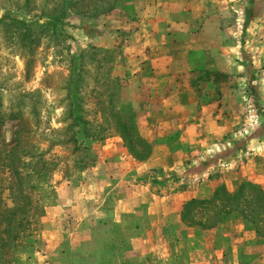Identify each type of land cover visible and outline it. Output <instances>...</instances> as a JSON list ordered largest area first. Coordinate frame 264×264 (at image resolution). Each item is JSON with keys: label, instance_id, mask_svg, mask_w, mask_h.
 <instances>
[{"label": "rangeland", "instance_id": "obj_1", "mask_svg": "<svg viewBox=\"0 0 264 264\" xmlns=\"http://www.w3.org/2000/svg\"><path fill=\"white\" fill-rule=\"evenodd\" d=\"M250 1L254 12L237 15L241 17L237 31L241 44L237 63L245 69L237 79L242 89L240 122L234 129V138L224 140V152H216L223 153L222 156L215 157L217 154L213 151H217L218 143L209 140L176 164L177 160L174 163L170 158H164L176 150L174 141L154 143L146 140L152 150V144L161 146L159 156L162 159L155 162L152 169L140 170V176L134 172L135 167L128 164L126 174L121 176L114 172L115 176L108 180L105 168L109 163L113 164L108 162L112 160L108 156L112 155L118 164V156L126 154L130 157V154L123 148L116 129L108 124L111 116L106 115L107 123L103 122L102 108L113 107L124 113L131 107L137 117L149 120L146 115L150 95L144 90L143 80L150 74L146 72L142 76L133 63L128 65L129 58L134 55L132 44L136 39L132 35L133 29L125 26L124 21L132 26L139 15L135 0H0L1 112L19 116V119L5 118L0 128V150L7 156L20 131V143L14 155H22V149L35 156L20 159L23 189L26 194H31L29 215L35 217H30V226L24 231L16 224L13 226L19 239L2 253L1 264L38 247L34 242L39 230L36 214H43L46 208L51 207L52 212L58 213L62 204L65 213L71 214L65 227L68 230L80 224L77 212L90 215L107 212L116 206L119 191L108 189L116 183L130 188L133 184L147 185L149 178L155 183L151 184L153 189L155 187L153 192L165 196L180 191L181 186L199 181L197 177H184V168L193 169L201 163H208L211 169L217 166L224 172L230 165L238 169L245 167L244 153L235 154V150L244 146L247 136L264 130V58L259 51L264 44V0ZM69 3L73 9L67 10ZM109 4L115 6L109 15L97 14L101 5L105 8ZM244 17L250 19L249 22L244 23ZM10 20L25 23L31 29V38L23 41L22 28L9 25ZM81 56H84L82 61ZM195 74L194 88L200 91L199 74ZM77 75L88 136H83L78 127H72L69 117L70 87ZM138 126L140 131L147 125ZM166 137L172 139L161 136ZM3 162L2 159L1 213L14 205L12 199L17 188H11L15 176ZM30 169L43 171L35 173ZM120 178H124V182H120ZM20 218L18 215L15 220Z\"/></svg>", "mask_w": 264, "mask_h": 264}, {"label": "crops", "instance_id": "obj_2", "mask_svg": "<svg viewBox=\"0 0 264 264\" xmlns=\"http://www.w3.org/2000/svg\"><path fill=\"white\" fill-rule=\"evenodd\" d=\"M250 3L135 0L139 15L132 26L124 21L136 39L128 65L133 63L142 76L150 74L143 80L150 95L149 120L138 116L137 126L147 125L140 131L138 126V131L148 142L174 141L176 150L164 157L171 162H182L209 140L218 143L213 152L221 157L223 153L216 152L226 148L224 140L234 138L242 95L237 79L245 72L237 63L241 48L237 35L241 17L237 15L254 12ZM242 21L246 23L245 17ZM259 51L264 58V44ZM195 73L199 74L200 91L192 81ZM156 145L152 144L149 157L142 161L135 160L124 146L130 157L118 156L117 164L109 155L112 160L108 162L113 164L105 168L108 180L114 172L126 174L128 164L138 176L140 170L152 169L162 159L161 146ZM239 152L244 153V168L230 165L224 172L217 166L211 169L208 163L184 168V177L199 181L165 196L153 192L151 184L155 183L149 178L147 185H111L108 189L119 191L116 206L90 215L77 212L80 224L75 228L65 229L71 214L65 213L62 204L58 213L46 208L37 219L34 242L38 247L11 264H264V233H257L236 213L222 215L212 227L199 226L205 215L194 224L182 219L186 202L209 199L219 186L234 192L241 182H250L264 189V130L247 136L244 146L235 150V154Z\"/></svg>", "mask_w": 264, "mask_h": 264}, {"label": "trees", "instance_id": "obj_3", "mask_svg": "<svg viewBox=\"0 0 264 264\" xmlns=\"http://www.w3.org/2000/svg\"><path fill=\"white\" fill-rule=\"evenodd\" d=\"M113 8H115V6L113 7V4H109L105 8L103 5H101V10L97 12V14L99 13L100 15H109ZM69 9H73L71 3L68 4L67 10ZM249 20L250 19H246V21ZM9 25L22 28V33L20 34L23 41H26L25 39L31 38V29L25 23L16 20H10ZM83 57L84 56H81V61ZM78 81L79 76L77 75V79H73L71 83L70 93L72 94V106L71 110L69 111V117L72 121L71 126L78 127L80 133L83 136H88V123L84 119L80 104L81 98H79L78 95ZM249 82H251L250 79ZM102 109V116H104L103 122L107 123V116H111L108 124L116 129L115 131L121 139L123 146L129 151L132 157L139 161L147 159L151 152V146L139 134L138 126L136 124L137 116L135 111H133L131 107H127L124 110V113H122L121 109L114 110L113 107H103ZM5 118L19 119V116L16 117L11 113H8L7 115L3 114L1 112L0 105V128L4 124ZM19 134L20 131L16 135L15 146H13L7 156H5L4 152L0 150V162L3 159V164L6 165V168L9 170V172L15 176V184L12 185L11 188L17 186L12 199L14 205L10 209H6L3 213L0 212V262L2 261V253L9 249V247L15 244L19 239V233L16 230H13V226L16 224L17 226L21 227V230L23 229L24 231L25 228L30 226V217H35L34 214L29 215L31 210L30 208L32 206L30 197L31 194H26L23 189L22 173L20 170V159H22L23 156L32 158L35 156L32 155L31 151H23L22 149V155H19L18 157L14 155L15 150L18 149L17 145L20 143ZM2 156H4V158H1ZM30 171L36 173L43 170L30 169ZM19 204H22V207H20ZM232 213H236L244 223L254 226L257 233H264V190L260 186L250 182H241L234 192H228L224 186H219L209 199H192L186 202L182 207V219L184 222L194 224L198 222L195 221L197 220V217L201 216L202 218L204 215L207 216L205 217L204 223L199 221V226L201 225L203 227H212L222 215H228ZM18 215H20L21 218L15 220L16 216ZM201 218L200 220L202 221ZM26 231L28 232V230ZM29 235L31 236V234ZM22 239L23 242V236ZM15 259L16 257L11 261L8 259L2 264H11L15 261Z\"/></svg>", "mask_w": 264, "mask_h": 264}]
</instances>
